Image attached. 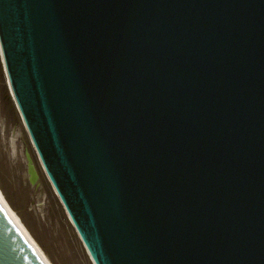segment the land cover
<instances>
[{"label":"water","instance_id":"obj_1","mask_svg":"<svg viewBox=\"0 0 264 264\" xmlns=\"http://www.w3.org/2000/svg\"><path fill=\"white\" fill-rule=\"evenodd\" d=\"M0 56L93 264H264V0H0Z\"/></svg>","mask_w":264,"mask_h":264},{"label":"rangeland","instance_id":"obj_2","mask_svg":"<svg viewBox=\"0 0 264 264\" xmlns=\"http://www.w3.org/2000/svg\"><path fill=\"white\" fill-rule=\"evenodd\" d=\"M30 161L37 172L35 180L28 170ZM0 193L50 264H88V260L93 264L39 161L1 56Z\"/></svg>","mask_w":264,"mask_h":264},{"label":"bare ground","instance_id":"obj_3","mask_svg":"<svg viewBox=\"0 0 264 264\" xmlns=\"http://www.w3.org/2000/svg\"><path fill=\"white\" fill-rule=\"evenodd\" d=\"M0 200L2 201L3 205L7 209L8 213L10 214L11 218L13 219V221L15 222V224L17 225V227L19 228V230L22 232V234L25 236V238L31 244V246L36 251V253L40 256V258L43 260V262L45 264H50V262L47 260V258L45 257V255L42 253V251L40 250V248L35 243V241L31 238V236L29 235V233L26 231V229L24 228V226L21 224V222L18 219V217L16 216V214L8 207V205L4 201L1 193H0Z\"/></svg>","mask_w":264,"mask_h":264},{"label":"trees","instance_id":"obj_4","mask_svg":"<svg viewBox=\"0 0 264 264\" xmlns=\"http://www.w3.org/2000/svg\"><path fill=\"white\" fill-rule=\"evenodd\" d=\"M5 194V193H4ZM9 200V199H8ZM36 237V236H35ZM38 239V238H37ZM88 264H91L90 262H89V260H88Z\"/></svg>","mask_w":264,"mask_h":264}]
</instances>
